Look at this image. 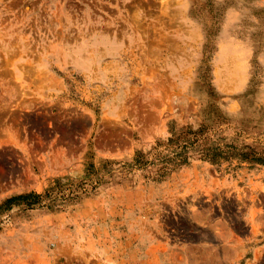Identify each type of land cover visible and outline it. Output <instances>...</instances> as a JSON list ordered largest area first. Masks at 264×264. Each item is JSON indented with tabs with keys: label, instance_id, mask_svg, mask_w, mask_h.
Masks as SVG:
<instances>
[{
	"label": "rangeland",
	"instance_id": "1",
	"mask_svg": "<svg viewBox=\"0 0 264 264\" xmlns=\"http://www.w3.org/2000/svg\"><path fill=\"white\" fill-rule=\"evenodd\" d=\"M0 264H264V0H0Z\"/></svg>",
	"mask_w": 264,
	"mask_h": 264
},
{
	"label": "trees",
	"instance_id": "2",
	"mask_svg": "<svg viewBox=\"0 0 264 264\" xmlns=\"http://www.w3.org/2000/svg\"><path fill=\"white\" fill-rule=\"evenodd\" d=\"M39 195L33 193V192H30L28 194H25V195H19L17 197H11L9 199H7L6 201V204H9L13 201H23V202H27V205H31L32 203H34V201H29L30 199H36Z\"/></svg>",
	"mask_w": 264,
	"mask_h": 264
}]
</instances>
